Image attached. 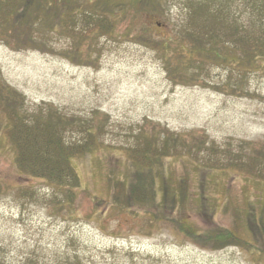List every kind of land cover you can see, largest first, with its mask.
I'll return each mask as SVG.
<instances>
[{"label": "rangeland", "instance_id": "rangeland-1", "mask_svg": "<svg viewBox=\"0 0 264 264\" xmlns=\"http://www.w3.org/2000/svg\"><path fill=\"white\" fill-rule=\"evenodd\" d=\"M195 38L262 44L264 0H0V264H264V67ZM55 129L80 182L18 168Z\"/></svg>", "mask_w": 264, "mask_h": 264}, {"label": "trees", "instance_id": "trees-1", "mask_svg": "<svg viewBox=\"0 0 264 264\" xmlns=\"http://www.w3.org/2000/svg\"><path fill=\"white\" fill-rule=\"evenodd\" d=\"M22 4H25V2H22ZM19 11H21V10L18 9V11H16L15 13H18ZM24 15H25L24 13L20 14L19 20H21V17ZM14 17H15V15H14ZM195 39H194L195 41L192 44H196V46H194L192 48L189 47L190 49L187 52L188 58L190 60H192L196 55L202 56L205 54V55H207V57L211 55V57L221 58V59H223V61L225 63H230V64H237V62H239L240 60H243L244 63H248V64H251V66H254L255 70L258 68L264 67V46H263L264 42L262 44L257 42V44L253 47H252V45H250V46L244 48L243 53H240V54H238V56H236V54H234V53L223 54L220 48L215 49V50L214 49H208L205 47L202 48L200 46L199 41H197V38H195ZM171 41H174V40H171ZM206 52H210V53H206ZM232 52H233V50H232ZM182 53H184V50ZM169 71L171 74L173 73L174 77L172 79L174 80L177 76V75H175L176 73L171 68ZM191 81L193 82V84H198L197 82H195L193 80H191ZM59 118L62 119V117H59ZM37 121H39V120H37ZM23 122H24L23 124L26 127H30V126H28L29 124L27 125V123L25 121H23ZM54 123H55V121H48L45 124L54 126ZM34 125H31V127H34ZM14 128L17 130L18 124L15 126L13 124L11 126V130H14ZM57 134H58V131H56V129H55V134L42 133L41 137H43V139L41 141L35 142V146L40 150V157H38L37 155L29 156L28 154L22 152L21 144L24 143V146H26V144L24 142L25 139L19 137L18 138L19 142L17 144V149H18L17 165H18V168L21 170H26L34 176L42 177L44 179L46 178L47 180H50L54 183H55V181L58 180V176H61V178L63 180V179H67V178L69 179L70 175L74 178H77L76 179L77 182H80L79 175L75 172V169H74V167L70 161L71 155L68 152L67 147L65 146V143L63 142L64 140L60 137L62 135H57ZM170 136H172V138L175 140L181 139V140L186 141L184 136H181V138H177V136H173V135H170ZM37 142L40 144H38ZM25 148H27V147H25ZM147 156L148 155H146L144 157L146 158ZM149 157H147V158H149ZM160 158H162V157H160ZM151 160H152L151 162H153L152 158H151ZM63 171L65 172V175H62ZM138 172H140V171H138ZM63 181L66 182V180H63ZM65 186L69 187L67 191L72 190L71 185H65ZM152 187H153L152 182H150L149 185L147 183L146 186L144 184L142 185V183H140V184L138 183L137 185H136V183H133V187H131V192L129 191V187H128V191L125 193V195L127 196L126 199L129 200V204H131L134 201V199H138L141 202L152 201V198H153V188ZM165 189H166L165 191H168L167 190L168 186H166ZM149 193L152 194V196H150ZM129 194H130V196H129ZM159 194H160V192H159ZM160 197H162V196L159 195L158 199ZM176 197L178 198L177 193H176ZM144 211L149 212L146 209V207H145ZM154 216H155V218L158 217L157 214H154ZM175 223L178 226V228L180 229V231L184 232L187 236L194 237V238L199 237L200 239L205 240V241L210 242V243H215V242L220 241L221 239H224V238L227 241L233 240L235 243H241L243 240H245L241 236H239L234 229L228 228V227L219 229L217 231L215 230V231H213L214 233H212V234H206V233L200 234V233H198L197 230H195L193 228L194 226L191 225L190 223H188L187 221H182V220H179L178 218H175Z\"/></svg>", "mask_w": 264, "mask_h": 264}]
</instances>
